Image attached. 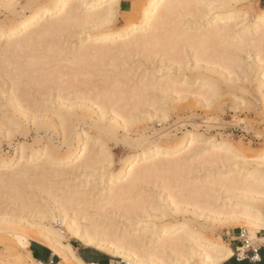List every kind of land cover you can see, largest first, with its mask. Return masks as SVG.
I'll list each match as a JSON object with an SVG mask.
<instances>
[{
	"label": "bare ground",
	"instance_id": "6f19581e",
	"mask_svg": "<svg viewBox=\"0 0 264 264\" xmlns=\"http://www.w3.org/2000/svg\"><path fill=\"white\" fill-rule=\"evenodd\" d=\"M120 1L27 0L18 12L0 0L11 13L0 17V136L25 140L11 158L0 149L8 264H43L31 241L87 264L72 240L127 264H224L235 253L215 223L264 231V149L246 160L196 125L183 136L118 137L189 100L215 110L226 87L251 95H234L236 109L264 108V9L249 24L240 6L251 0H132L136 20L112 30ZM111 140L131 152L117 171ZM196 164L222 169L172 179Z\"/></svg>",
	"mask_w": 264,
	"mask_h": 264
},
{
	"label": "rangeland",
	"instance_id": "374dc122",
	"mask_svg": "<svg viewBox=\"0 0 264 264\" xmlns=\"http://www.w3.org/2000/svg\"><path fill=\"white\" fill-rule=\"evenodd\" d=\"M1 2H9L8 4L14 5L13 8L16 11L20 12L21 9L26 6L27 0H1ZM132 7L129 11L124 13L121 12L117 15L116 24L114 25L115 28L112 27V30L123 28L129 23H133L136 20L138 16V10L139 8H141V6L138 3L134 6L132 5ZM262 9H264V0H251L250 8L247 9L240 6V20H245L246 18V23L252 24L254 21V16L257 13H261ZM0 13V17L2 20H4L9 15V17H11V13L4 8H0ZM26 14L29 15L30 11L27 10ZM75 40H78V37H74L73 39H71L72 42L70 41L73 44L72 46L74 47L77 44L75 43ZM149 66L152 68L150 64L147 66L148 69H151L149 68ZM165 70L168 69L164 68L161 74L163 72H166ZM242 84L243 83L240 82V85ZM247 87L248 86H246V88ZM234 95H237L240 99L244 100L251 99L250 94L242 92L238 88L236 89L226 87L223 92L222 98L218 102L219 108H215V110H204L199 108L197 104L193 108L189 109V107H187L191 104V101L189 100L182 103L181 105L183 107L175 112H172L171 117L164 120V122L159 123L156 119H154L148 121L147 123L137 124L129 128L128 131L119 130L118 137L120 138V140L125 136H129L130 138L134 139L139 134L146 133L150 139L157 140L159 137L169 132H176L179 136H183L184 132L186 133L187 131H194L193 127L196 125L199 128V133L203 136L215 137L217 139H228L234 145L238 146L242 152H248L251 154V156L245 158L246 160H255L256 153L264 149V108L261 104H258V106L254 109L247 108V106L236 109L237 104L235 102ZM15 131L16 132L13 133L14 135H11L12 137H10L11 141L8 140V137H4L5 135L0 136V149L6 158H11L12 156H14L15 149L17 148L18 144L25 141L24 136H21L19 131ZM95 132V130H91V133L93 135H95ZM43 136L45 135L43 134ZM34 138L35 132L32 131L28 136L29 145L33 144ZM120 140H111L108 143L109 150L114 160V168L116 171L119 167L120 161L126 158L131 153L130 149L127 147L128 145L124 144ZM54 141L57 145H59V137L55 136ZM162 144L165 145L166 142H162ZM41 146L42 144L34 145L35 148ZM81 155L82 153L79 154V156ZM221 169L222 168H220L219 166L202 168L200 165L196 164L186 168L182 172V174L178 173L174 175L172 179L177 182L187 181L191 178L202 177L207 173L212 172L214 174L216 171H221ZM159 184L160 183L157 182V185ZM154 185L155 183H153L152 185L150 184V186H146L145 189L149 191ZM184 207L187 208L188 206L182 205V208ZM214 225L218 229L215 239L220 236L224 243L226 245H229L230 247L235 245L240 247L241 230L247 231L251 238H256L257 236L256 235L255 237H253L248 228L240 226L238 224L220 225L218 223H215ZM58 228L64 230L62 226H58ZM1 239L2 234L0 233V264H8V245L2 243ZM32 242L35 241H31V243ZM71 244L73 245L75 250L79 247L89 248L74 240L71 241ZM89 249L92 250V253L99 252L93 248ZM234 252L235 256L237 257V251L235 250ZM56 256H58L59 258L57 263L60 262V264H66L63 263L59 255ZM110 258L114 261L113 264H120L121 261H123L119 258H113L111 256ZM224 264H226V262Z\"/></svg>",
	"mask_w": 264,
	"mask_h": 264
},
{
	"label": "crops",
	"instance_id": "0c3cea01",
	"mask_svg": "<svg viewBox=\"0 0 264 264\" xmlns=\"http://www.w3.org/2000/svg\"><path fill=\"white\" fill-rule=\"evenodd\" d=\"M131 1L132 0L120 1L121 12L129 11L131 9ZM231 248L233 251H235L239 247L235 245ZM76 250L79 258L87 264H113L114 262L107 254H103L101 252L92 253V250H90L89 248L79 247ZM29 251L31 252V256L34 260L43 264H56L59 260L58 256L52 253L49 248L37 242H32L30 244ZM58 264H60V262ZM226 264H264V253L261 252L259 258L256 259H253V256L249 255L242 262H238L236 256L234 255L230 260L226 262Z\"/></svg>",
	"mask_w": 264,
	"mask_h": 264
},
{
	"label": "built area",
	"instance_id": "2783aa9c",
	"mask_svg": "<svg viewBox=\"0 0 264 264\" xmlns=\"http://www.w3.org/2000/svg\"><path fill=\"white\" fill-rule=\"evenodd\" d=\"M238 262L244 261L247 256L252 255L253 259L259 258L264 253V231L257 233L256 238H251L247 231L240 232V247L236 249ZM120 264H126L121 261Z\"/></svg>",
	"mask_w": 264,
	"mask_h": 264
}]
</instances>
